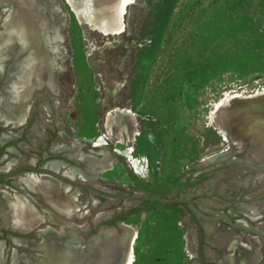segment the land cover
Instances as JSON below:
<instances>
[{
	"label": "rangeland",
	"instance_id": "1",
	"mask_svg": "<svg viewBox=\"0 0 264 264\" xmlns=\"http://www.w3.org/2000/svg\"><path fill=\"white\" fill-rule=\"evenodd\" d=\"M57 2L64 19L60 93L50 106L46 102V108L36 112L34 121L44 125L45 133L38 131L23 146L12 145L19 154L9 157L18 163L40 158L43 164L52 159L42 157L49 153L42 138L49 137L53 124L58 134L51 146L61 144L67 147L61 151L75 152L74 146L82 144L83 150L92 149L98 156L99 152L107 153L113 161V169L92 173L77 158L66 160L92 175L84 180L73 177L75 180L110 192L132 193L139 189L132 186L129 171L145 181H164L184 174L194 184L177 195L193 198L208 213H228L251 227L262 221L263 209L256 218L248 216V209L264 203V190L259 194L264 188V130L248 129V135L256 140L251 157L260 163L252 164L246 154L237 157L240 145L234 139H223L225 136L215 128L216 117L211 122L209 115L214 103L228 93L264 90V0H133L124 14V31L109 36L80 23L66 0ZM257 101H264V97ZM255 102L231 99L220 107L218 119L234 107ZM115 107L128 108L136 116L139 134L131 155H127L128 146L109 140L106 145L93 147L94 139L105 137V117ZM240 135L246 138L242 132ZM224 151L223 156L210 159ZM6 153L0 151V167ZM130 156L134 157L131 161ZM132 161L141 170L135 169ZM8 184L0 183V213L7 209L1 190L7 191ZM77 191L79 211L85 213L80 222L85 225L78 227L79 236L73 235L72 243L78 237L96 236L107 227L122 235V228L105 222L137 202ZM176 209L142 210L123 221L137 231L133 264L243 263L245 250L238 246L232 251L229 245L236 235L247 242L245 231L193 215L184 206ZM101 212L106 215L96 219ZM2 224L0 218V232ZM85 226L91 234L82 233ZM11 245L28 253L25 247H19L23 245ZM261 246L259 264H264ZM231 252H236L234 262L229 258ZM4 254H9L7 248ZM96 255L93 264H101L102 256L104 264H118L121 248L111 241L104 255Z\"/></svg>",
	"mask_w": 264,
	"mask_h": 264
},
{
	"label": "bare ground",
	"instance_id": "2",
	"mask_svg": "<svg viewBox=\"0 0 264 264\" xmlns=\"http://www.w3.org/2000/svg\"><path fill=\"white\" fill-rule=\"evenodd\" d=\"M66 1L80 23H86L93 30L109 36L118 35L124 31V14L127 5L133 0ZM2 11H5V15L0 31V52L12 50L16 54V59L9 66L10 81L6 86L7 95L0 97V120L10 121L13 125L18 126L23 124L26 119L28 108L35 94L43 93L45 90L55 97L60 93L56 78L64 69L61 64L65 58L61 43L63 41L61 26L64 19L57 0H0V12ZM87 55L90 57L91 53H87ZM4 60L5 58L2 56L0 70ZM261 94H264V90L226 94L214 103L209 115L210 121H213L217 110L229 100H246ZM252 116L255 118L254 123L262 125L264 123V107L256 108ZM41 127L37 122L34 124V128L37 130H40ZM103 127L105 137L94 139L93 146L106 145L109 140L128 146L127 155L133 153L132 145L139 131L136 116L130 109L115 107L109 110ZM215 128L221 135L227 137L224 127L217 128L215 126ZM7 138L6 135H0L1 141H5ZM233 139L236 144L244 145V143H237L236 138ZM82 142L84 143V141ZM74 147L73 156L83 162L92 173H103L114 168L113 161L107 153L99 152L98 156L92 149L90 152L83 150L82 144ZM52 149L58 152L67 149V147L57 145ZM133 158L130 156V161ZM15 163L16 161L11 159L2 167V170L8 169ZM47 166L55 170L64 167L63 163L58 160L48 161ZM132 166L141 170L135 161H132ZM64 174L81 179L92 178V175H86L76 166L66 167ZM16 185L22 189L21 194L4 191L3 196L7 209L2 213V216L7 219L8 227L25 232L38 222L40 225L51 220L59 225V229L48 226L39 230L41 241L37 246L43 251V254L26 258L24 254H19L14 250L10 256L9 264H93V256L96 252L97 257L104 255L106 245L112 240L120 243L121 259L118 264H133V245L137 238V231L133 226L123 222L121 225L122 235H118L115 229H101L98 235L87 241L78 237L72 243L74 237L71 230L67 231V229L85 225L80 222L85 213L79 211L81 205L77 199L78 191L70 192L68 186H61L59 182L46 175L38 176L33 173H25L20 176L16 180ZM263 190L264 188H261L259 194L263 193ZM251 196L255 195L251 194ZM260 209L264 210L262 202L249 208L248 216L251 218L260 216ZM105 215L106 213L101 212L95 218L98 219ZM260 228L264 232V222L261 223ZM15 242L23 246L31 245L30 242L20 238H15ZM229 246L232 251L238 246L245 250L242 264L260 263L261 243L255 236L248 235V241L244 242L239 235H236ZM3 249L4 243L0 241V264L5 262ZM235 256L236 252H231L229 256L231 262H234L232 259ZM103 258L104 256L101 257V264L105 263Z\"/></svg>",
	"mask_w": 264,
	"mask_h": 264
},
{
	"label": "flooded vegetation",
	"instance_id": "3",
	"mask_svg": "<svg viewBox=\"0 0 264 264\" xmlns=\"http://www.w3.org/2000/svg\"><path fill=\"white\" fill-rule=\"evenodd\" d=\"M4 15H5V11L0 12V31L2 30V20L4 18ZM2 56L5 58V60H4L3 64H2V67H1V70H0V97H5L7 95L6 86L8 85V83L10 81V77H9V74H8L9 66L15 61L16 54L12 50H4V51L0 52V58H2ZM56 81H57V85L61 88V86H60V76H57ZM39 95H41V94L37 93V94L34 95V98H33L32 102H31V104H30V106L28 108V111H27V114H26V119L24 120L23 124L15 126L10 121L4 122V121L0 120V135L8 136L7 140H5V141H1V139H0V145H2L0 151L1 150H5L7 152L5 154V156L3 157V160H6L4 165L12 159V158L9 157V154H19L18 153V149L16 147H13L12 145L23 146L24 144H27L28 142H31L32 141L31 137L33 135L37 134L38 131H42L43 130L44 133H45L46 128L44 127V125L43 126L41 125L42 127H41L40 130H35L34 124L37 121H34V118L37 117L36 116L37 110L38 109H45L46 108V102H48L49 103L48 105L50 106L52 100L55 97L52 96L49 92H47V91L45 92V90H43V95L42 96H39ZM39 115H40V113H39ZM50 126L52 128H51V132H49V137H45V138L43 137L42 138V139H44L43 142L45 143V148L49 151L50 154L49 153H45L46 156H42V157L43 158L51 157L52 159H48L43 164L40 162V158L28 160L26 163H18L17 160H16V163L13 164L11 167H9L6 170H2V167L4 165L1 166L0 173H4L7 170H9V169H11V168H13V167H15L17 165H20V164H35L36 166L50 167V166H47V162L50 161V160H58L61 163H63L64 167L75 166V165H71L69 162H67V161H73V159H76L73 156L74 152H63V151H61V152H63L62 154H53V153H55V151L52 149L54 146H51L50 144H53L55 142V138H57L56 134H58V130H57V127L55 125L50 124ZM59 145H61V144H59ZM11 148H12V150H10ZM64 151H67V150H64ZM64 167H62V168H64ZM59 169H58V171L60 173H62V172L64 173V170H61V168H59ZM28 172L40 176L39 173H37V172L21 171L18 174L14 175L12 177H9L7 179H0V183H2L3 181L4 182L7 181L9 184L5 185V187L9 190V191L7 190L9 193H12V194L20 193L21 194L22 192H20V190L22 191V189L19 186L16 185V179L19 178L20 176L24 175L25 173H28ZM71 178L75 180V178H73V177H71ZM131 181L133 182L132 178H131ZM60 185L61 186H66L64 182H60ZM1 191L3 193L6 190L4 189V190H1ZM69 191L70 192H74V191H77V189L75 187H69ZM5 210H6V208L3 209L1 211V213H0V218L2 219V223H3L2 227H4L2 232H0V235L3 236L2 237L3 239H1V240H3L2 242L4 243V249L7 248V250L9 251V254H7V255H5L4 251H3V256L5 258L4 264H7L9 262L10 256H11V254H12V252L14 250H16L17 253H19V254H24L25 256L27 254H30V256H35V255L40 254L39 252H41V249L37 246V244L41 241L40 237H39V234H38L39 230L41 228H46L48 226H50L52 228H55V229L59 228L57 223H55V222H53L51 220H48L46 222H43L40 225H37L36 227H38V228L31 227V228L27 229L25 232L13 231L10 227H8V225L5 222V219L2 216V213ZM115 215H117V214H115ZM115 215H113L112 218ZM91 221H93V219H91ZM120 221L121 220H116V221H114V224H109V223L105 222V225H107V226L117 225L118 222H120ZM52 225H54L56 227H53ZM78 229H79L78 227H72L71 228V234L74 235V236H79L78 235ZM81 231H82V233L91 234L90 233L91 229H89L88 226L83 227L81 229ZM14 237H19L20 239H22L24 241L30 242L31 245L30 246H19V245H22V244H18L17 245L16 242H15V238ZM91 237H92V235H91ZM82 238L85 239L84 237H82ZM85 240H87V239H85ZM11 243L13 245H15V246L25 247L26 251L28 253L26 254V253L19 252L18 249L14 248L11 245Z\"/></svg>",
	"mask_w": 264,
	"mask_h": 264
},
{
	"label": "water",
	"instance_id": "4",
	"mask_svg": "<svg viewBox=\"0 0 264 264\" xmlns=\"http://www.w3.org/2000/svg\"><path fill=\"white\" fill-rule=\"evenodd\" d=\"M89 27V26H88ZM42 96L43 93H40ZM264 95L256 96L255 98H247L246 100H235V101H256L254 104L243 107V106H237V108L234 107V109H230V112L225 114L223 117L218 119V111L221 109L219 108L216 113V127L217 128H223L225 129V132L227 134L228 140L233 141V138H236L237 143H244L241 147H239V153L237 157L242 156L243 154L247 155L248 162L252 164H259V162H256L255 159H253L250 155L252 150L254 149L255 141L252 140L251 136L248 135V129L250 131L259 132L260 130H264V123L256 124L254 123L255 118L252 116V113L256 111V108H263L264 107V101H257L260 98H263ZM233 101V100H232ZM230 106V103L227 105ZM224 106V107H227ZM223 108V107H222ZM241 108V109H240ZM253 117V118H252ZM240 132L245 135H240ZM248 135V136H247ZM226 137H223L225 139ZM229 142V141H227ZM116 144V142H114ZM95 147V146H93ZM225 153L221 152L218 155L211 156L210 159L215 157H221ZM87 169V168H86ZM88 170V169H87ZM21 171H33L39 173V175H46L57 182H64L66 186L68 187H75L77 190H87L92 192L98 197L103 198H110V199H116V200H122L126 203L130 202H140L142 200H151V201H159V202H165V203H186L191 210L199 217L208 219V220H214V221H223L225 222L229 227L237 229L241 232L245 231L248 235L255 236L257 240L264 246V232L261 230L260 225L262 222H264V219L262 221H258L257 225L255 227H251L248 225L246 221H240L237 219H234L230 214L228 213H208L207 211L200 208L196 202L187 196H162V195H154V194H148L143 192L142 190L134 191L132 193H115L110 192L106 189L98 188L96 185H91L88 183H85L84 181H78L74 180L69 176H66L63 172L60 173L58 170L52 169L50 167L46 166H36L35 164H20L17 165L9 170H7L4 173H0V179H7L9 177H12L16 174H18ZM29 173V172H28ZM84 180V179H82ZM40 222L34 224L32 227H36L39 225ZM123 221L118 222V226L121 228ZM106 228V227H105ZM107 228H113V227H107ZM13 231L17 232H23L20 230H15L11 228ZM116 230V229H115ZM26 231V230H25ZM117 234H121L116 230ZM19 238V237H14ZM85 240V239H84ZM88 240V239H87ZM3 241V240H0ZM113 243H116L120 246V243L118 241L112 240ZM17 252V251H16ZM36 256V255H35Z\"/></svg>",
	"mask_w": 264,
	"mask_h": 264
},
{
	"label": "trees",
	"instance_id": "5",
	"mask_svg": "<svg viewBox=\"0 0 264 264\" xmlns=\"http://www.w3.org/2000/svg\"><path fill=\"white\" fill-rule=\"evenodd\" d=\"M129 175L133 179L132 182L133 187L142 190L145 193L154 194V195L179 196L177 195L179 192L186 189L188 185L194 184V181H191L190 178L185 179L184 174H180L174 178L164 181H145L132 174L131 171H129ZM178 206H184L187 208L188 212H190L193 215L195 214L186 203H165L159 201L142 200L138 202L135 206L127 209L126 211L119 212L113 218L107 220L106 223L114 224V221L116 220L124 221L129 215L134 213H139L142 210H149L153 208L176 209V207ZM178 211L181 210L178 209Z\"/></svg>",
	"mask_w": 264,
	"mask_h": 264
}]
</instances>
